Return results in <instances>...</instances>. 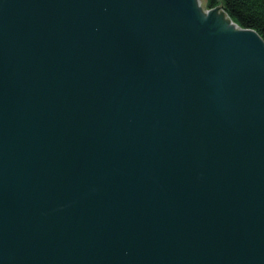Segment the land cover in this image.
Listing matches in <instances>:
<instances>
[{
    "label": "water",
    "instance_id": "1",
    "mask_svg": "<svg viewBox=\"0 0 264 264\" xmlns=\"http://www.w3.org/2000/svg\"><path fill=\"white\" fill-rule=\"evenodd\" d=\"M0 264H264V39L206 0H0Z\"/></svg>",
    "mask_w": 264,
    "mask_h": 264
},
{
    "label": "trees",
    "instance_id": "2",
    "mask_svg": "<svg viewBox=\"0 0 264 264\" xmlns=\"http://www.w3.org/2000/svg\"><path fill=\"white\" fill-rule=\"evenodd\" d=\"M209 8L222 6L244 28L255 29L264 39V0H206Z\"/></svg>",
    "mask_w": 264,
    "mask_h": 264
},
{
    "label": "rangeland",
    "instance_id": "3",
    "mask_svg": "<svg viewBox=\"0 0 264 264\" xmlns=\"http://www.w3.org/2000/svg\"><path fill=\"white\" fill-rule=\"evenodd\" d=\"M207 9H211V8H209V7L207 6Z\"/></svg>",
    "mask_w": 264,
    "mask_h": 264
}]
</instances>
